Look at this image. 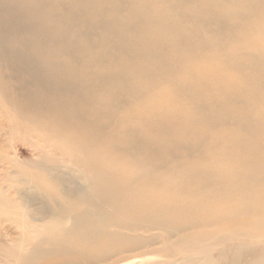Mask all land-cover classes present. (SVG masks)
Returning <instances> with one entry per match:
<instances>
[{
    "label": "bare ground",
    "instance_id": "bare-ground-1",
    "mask_svg": "<svg viewBox=\"0 0 264 264\" xmlns=\"http://www.w3.org/2000/svg\"><path fill=\"white\" fill-rule=\"evenodd\" d=\"M250 26L256 38L245 49L257 56L248 55L241 44L218 48L222 60L203 55L181 71L180 80L198 85L205 80L219 94L237 86L246 94L250 78L243 76L237 83V77L223 74L220 64L230 61L238 71L243 66L264 68V22L253 20ZM1 77L0 119L8 127L6 144L11 147L22 140L33 152L27 159L19 160L14 152L7 158V149L0 146V218L18 229L2 231L1 263L42 264L67 257L86 264H113L147 257L156 260L149 264H264V159L247 155L255 148L260 151L259 140L248 149L246 138L226 130L216 139L224 143L221 159L210 157L181 172L159 171L152 162L132 155L119 162L108 154L114 140L129 146L134 136L144 148L155 142L152 125L207 123L201 122L197 109L177 111L171 106L172 95L154 93L152 101L135 110L143 124L136 135L130 137L121 124L116 136L115 128L113 135L89 141L75 111L69 112L67 122L64 106L51 109L45 100L42 105L27 100L24 104L21 94ZM227 79L231 81L224 82ZM258 93L254 103L262 107L256 112L262 122L264 87ZM72 183L77 184L74 189ZM36 203L42 211L30 209ZM141 247L148 249L132 255Z\"/></svg>",
    "mask_w": 264,
    "mask_h": 264
},
{
    "label": "rangeland",
    "instance_id": "rangeland-1",
    "mask_svg": "<svg viewBox=\"0 0 264 264\" xmlns=\"http://www.w3.org/2000/svg\"><path fill=\"white\" fill-rule=\"evenodd\" d=\"M253 20L264 22V0H0V77L21 94L24 104L27 100L42 105L45 100L51 109L64 106L67 122L69 112L75 111L89 141L116 136L121 124L130 130V137L136 135L143 124L135 110L152 101L154 93L172 95L171 106L177 111L197 109L201 122L207 123L152 125L155 142L144 148L134 136L129 146L114 140L108 154L119 162L132 155L152 162L159 171H186L210 157H223L224 143L216 139L226 130L239 132L246 147L259 140L260 151L247 153L259 161L264 159V121L258 120L256 112L262 107L254 102L264 87V68L243 66L238 71L230 61L220 64L223 74L237 77V83L244 81L243 76L250 78L246 94L237 86L231 93L219 94L205 80L198 85L179 78L190 62L203 55L215 54L222 60L218 48L241 44L245 49L256 38L250 30ZM245 51L257 56L253 50ZM3 124L0 119V146L7 149L3 155L31 158L33 152L22 140L7 146L8 127ZM30 209L42 211V206L36 203ZM3 220L0 232H17L13 223ZM151 259L113 264H149L155 258ZM42 264L86 263L62 257Z\"/></svg>",
    "mask_w": 264,
    "mask_h": 264
}]
</instances>
